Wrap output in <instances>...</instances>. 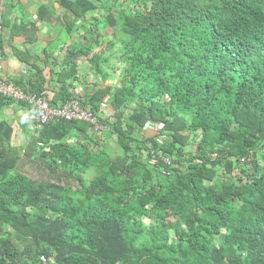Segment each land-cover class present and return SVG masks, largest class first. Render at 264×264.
Returning <instances> with one entry per match:
<instances>
[{
	"label": "trees",
	"instance_id": "1",
	"mask_svg": "<svg viewBox=\"0 0 264 264\" xmlns=\"http://www.w3.org/2000/svg\"><path fill=\"white\" fill-rule=\"evenodd\" d=\"M58 3L75 18L65 32L95 37L70 44L48 101L79 99L121 153L88 122L34 121L22 157L1 121L0 264H264V0ZM106 28L119 83L76 97L81 57L108 78ZM34 68L16 84L44 96Z\"/></svg>",
	"mask_w": 264,
	"mask_h": 264
},
{
	"label": "crops",
	"instance_id": "2",
	"mask_svg": "<svg viewBox=\"0 0 264 264\" xmlns=\"http://www.w3.org/2000/svg\"><path fill=\"white\" fill-rule=\"evenodd\" d=\"M0 1L4 14V30L0 38L3 77L15 84H26L35 78L34 67H39L43 69L42 76L45 80L44 97L52 99L59 88L54 71L60 72L65 67L63 58L73 41H78L81 47L84 45L85 28L72 35L65 32V16L73 21L75 18L70 11L59 6L58 0ZM88 61L85 56L78 59L76 80H67L68 92L76 97L90 92L95 83L90 89H84L79 81L81 71H91V67H87ZM58 104L61 105V102ZM33 116L29 108L16 102H9L0 108V122L5 121L11 126V145L22 157L25 137L34 131Z\"/></svg>",
	"mask_w": 264,
	"mask_h": 264
},
{
	"label": "built area",
	"instance_id": "3",
	"mask_svg": "<svg viewBox=\"0 0 264 264\" xmlns=\"http://www.w3.org/2000/svg\"><path fill=\"white\" fill-rule=\"evenodd\" d=\"M4 30L3 4L0 1V38ZM1 58V52H0ZM3 67L0 61V96L9 98L16 102L24 103L35 109L33 116L38 127L50 122L59 121H85L93 126L94 131H99L101 126L96 115L90 110L84 109L79 99H71L68 102L53 107L43 95L27 93L16 86L12 81L3 77ZM170 163L168 159L164 160Z\"/></svg>",
	"mask_w": 264,
	"mask_h": 264
},
{
	"label": "rangeland",
	"instance_id": "4",
	"mask_svg": "<svg viewBox=\"0 0 264 264\" xmlns=\"http://www.w3.org/2000/svg\"><path fill=\"white\" fill-rule=\"evenodd\" d=\"M92 1H95V0H92ZM120 2H123V0H120ZM133 5L137 9H143V3L136 2ZM102 12H103V10L95 13L93 16H95L97 18L101 15ZM90 17L91 16H89V18ZM65 22L69 23L70 18L66 17ZM90 25H91L90 23H87V27H89ZM102 26L103 25H101V24L98 25L99 28H102ZM85 35L88 38L90 36L95 37L93 35V32H87ZM100 36H101V41H102V44H101L102 47L100 46L98 48V50L104 49V51L106 50L108 52V54H110V61L108 64H106L104 66L105 71L108 74V78L106 80H104L99 75H96V77H94L93 72L88 71V70L87 71L83 70L79 74V77L81 78V79H79V81H81V84H83L84 89H86V88L90 89L91 85L94 82L99 83L101 86H116V85H118L119 79L121 77L122 63L120 62V60L118 58L119 57L118 52L120 50L119 45L116 43L112 48H110V50H107V43L112 39V34L110 33L109 28H106L105 31H100ZM85 41H86V39H85ZM84 44L86 45V42H84ZM95 51H97V50H95ZM87 65H88L87 67H91L89 61L87 62ZM58 72H57V70L54 71V75H56ZM92 74H93V76H92ZM89 84H90V86L87 87V85H89ZM85 85H86V87H85ZM103 108H104V111L106 113V114H104L103 117H106L109 119L111 118V120H113L112 117H110V114L113 112V110L110 107L105 108V106H104ZM157 127H158V125L157 126L156 125L150 126L147 124V125H145V127L143 129V134L146 136H154L157 133ZM93 132H95V131H93ZM96 132L97 133H95V134L99 137V141H103L105 147L107 148V150L111 156H117L118 154L121 153V151L118 147V144L116 143L115 137L105 136L104 134H102L101 131L100 132L96 131ZM88 178H91V175H88Z\"/></svg>",
	"mask_w": 264,
	"mask_h": 264
}]
</instances>
